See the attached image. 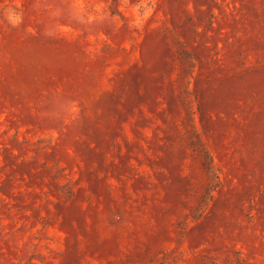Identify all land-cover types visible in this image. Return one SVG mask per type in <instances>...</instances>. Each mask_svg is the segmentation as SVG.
I'll use <instances>...</instances> for the list:
<instances>
[{
  "label": "rangeland",
  "instance_id": "rangeland-1",
  "mask_svg": "<svg viewBox=\"0 0 264 264\" xmlns=\"http://www.w3.org/2000/svg\"><path fill=\"white\" fill-rule=\"evenodd\" d=\"M0 264H264V0H0Z\"/></svg>",
  "mask_w": 264,
  "mask_h": 264
}]
</instances>
